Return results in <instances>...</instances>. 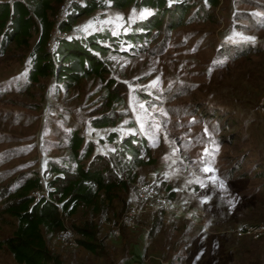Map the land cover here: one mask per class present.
Segmentation results:
<instances>
[{"label": "rangeland", "instance_id": "374dc122", "mask_svg": "<svg viewBox=\"0 0 264 264\" xmlns=\"http://www.w3.org/2000/svg\"><path fill=\"white\" fill-rule=\"evenodd\" d=\"M194 1L198 3L183 23L174 27L163 21L144 42L123 40L118 50L102 56V75L73 85L52 74L31 81V53L40 32L28 44L12 42L0 56V264H20L2 243L18 224L4 210V195L25 175L38 172L43 189L31 195L37 200L47 196V182L55 176L50 163L69 158L75 132L83 146L89 143L94 149L84 163L102 157L112 179L127 180L130 188L98 212L81 206L66 215L64 224L74 230V242L60 241L58 232L46 235L50 252L64 264H170L169 237H147L152 213L139 216L142 222L136 230L126 229L127 238L112 234L128 211L115 217L111 207L118 213L126 200L141 205L137 183L142 182L161 190L168 186L176 201L204 213L205 225L188 221L185 235L165 223L173 241L182 238L179 248L188 245V264H264V237L237 232L248 224H264V0ZM55 3L50 49L66 34L60 21L70 8L63 13L64 0ZM145 12L108 1L80 16L69 31L76 36L100 29L120 33ZM108 83L119 97L114 103L108 100ZM103 114H110L112 123L97 126L95 120ZM111 134H116L113 141ZM131 136L137 146L142 144L139 162L125 149ZM102 195L108 203L109 196ZM87 226L103 239L99 253L80 243L85 238L77 227ZM128 240L134 241L129 253L151 243L150 258L136 255L137 261L132 254L129 262H121Z\"/></svg>", "mask_w": 264, "mask_h": 264}, {"label": "trees", "instance_id": "16d2710c", "mask_svg": "<svg viewBox=\"0 0 264 264\" xmlns=\"http://www.w3.org/2000/svg\"><path fill=\"white\" fill-rule=\"evenodd\" d=\"M55 1L57 0H0V56L7 51L12 42L18 45L28 44L34 34L40 32L31 53L29 77L34 81L41 75L52 74L57 81L65 85H73L84 77L102 75L106 68L102 56L112 50H118L123 40L127 43L144 42L153 34V29L161 27L163 21L175 27L177 23H183L186 14L198 3L194 0L193 2L192 0H73L68 15L60 21V28L65 30L66 34L56 41L53 49H50L48 44L52 40V29L58 12ZM108 1L118 7H139L148 15L136 20L129 30L120 33H113L110 29H100L85 36H76L69 31L74 30V23L80 16L106 7ZM205 1L207 4L216 5L220 0ZM106 87L108 100L114 103L119 97L113 91V85L108 83ZM112 118L110 114H103L95 120V124L107 126L112 123ZM109 137V140L113 141L116 139V134H111ZM136 140V137H127L124 144L125 149L139 162L138 156L142 144L137 146ZM69 143V158L64 159L61 164L50 163L55 176L47 182V196L44 195L37 200L31 195L32 192L43 189L40 174L34 172L25 175L20 185L6 192L3 197L6 200L3 204L4 210L14 216L18 224L13 235L2 243L8 246L20 264H64L58 256L50 252L46 235L52 236L65 228V216L76 214L81 206H91L98 212L103 207L107 208L114 199L120 198L119 191H128L130 188V183L125 182L127 180L117 177L112 179L115 175L102 157L99 159L94 157L89 163H84L93 156L94 149L89 143L83 146L84 139L78 133L72 135ZM158 188L161 190L160 186ZM165 190L168 192L169 187L167 186ZM102 193L109 196L108 203ZM168 194L171 200H175L174 191L169 190ZM131 206L126 200L118 213L114 206L111 207V211L113 216L119 217L129 211ZM149 215L150 225L146 231L148 239L154 241L159 234L169 237L168 247L173 253L170 264L176 262L188 264L184 255V248L188 245L179 248L182 238L177 237L173 241L172 232L185 235L191 226L187 222L193 223V221L182 218L166 222L162 212ZM140 221L138 217L137 222ZM165 223L173 225L172 232ZM122 227V237L125 239L128 237L127 227L125 225ZM142 228L146 226L143 225ZM77 230L85 238L80 240L81 244L92 252L102 251L103 239H99L96 231L88 226L77 227ZM132 241L128 240L124 245L121 261L123 263L129 259ZM150 247L151 243L144 248L146 259L153 251Z\"/></svg>", "mask_w": 264, "mask_h": 264}, {"label": "built area", "instance_id": "2783aa9c", "mask_svg": "<svg viewBox=\"0 0 264 264\" xmlns=\"http://www.w3.org/2000/svg\"><path fill=\"white\" fill-rule=\"evenodd\" d=\"M73 0H64L62 5L63 13L70 7ZM51 45H54L53 43ZM137 189L140 195L141 205H132L130 210L123 218V225L127 228L136 230L138 228L137 217L149 213L162 212L164 214L165 221L171 219H187L200 225H205L204 213L195 208H187L181 203L169 198V194L166 190H160L154 183L142 182L137 183ZM44 195H39L38 199ZM238 235H251L255 238L264 237V224L251 225L248 224L237 230ZM112 234L116 239L122 238L121 226H117L113 229ZM57 237L60 241L74 242L75 232L73 229L65 226L58 232Z\"/></svg>", "mask_w": 264, "mask_h": 264}, {"label": "crops", "instance_id": "0c3cea01", "mask_svg": "<svg viewBox=\"0 0 264 264\" xmlns=\"http://www.w3.org/2000/svg\"><path fill=\"white\" fill-rule=\"evenodd\" d=\"M142 240H143V237H142ZM140 251L141 250H140V248L138 249V247H136L134 250H131V253L129 254L130 255V258L127 260V262H129V260L132 259V254L135 255L134 256V260H137L138 261V257L137 256H139V255L142 256V259H144V249L141 251V254H140ZM145 260H147V259H145ZM129 264H131V262H129ZM134 264H140V262L139 263L137 262V263H134ZM147 264H149V261L147 262Z\"/></svg>", "mask_w": 264, "mask_h": 264}]
</instances>
